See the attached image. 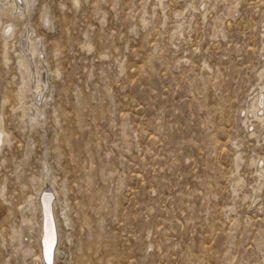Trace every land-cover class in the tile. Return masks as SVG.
<instances>
[{
  "label": "rangeland",
  "instance_id": "obj_1",
  "mask_svg": "<svg viewBox=\"0 0 264 264\" xmlns=\"http://www.w3.org/2000/svg\"><path fill=\"white\" fill-rule=\"evenodd\" d=\"M8 1L0 264H264V0Z\"/></svg>",
  "mask_w": 264,
  "mask_h": 264
},
{
  "label": "bare ground",
  "instance_id": "obj_2",
  "mask_svg": "<svg viewBox=\"0 0 264 264\" xmlns=\"http://www.w3.org/2000/svg\"><path fill=\"white\" fill-rule=\"evenodd\" d=\"M7 1V0H6ZM9 5L12 7V10L15 11V13L19 14L20 19L24 17L23 12L27 9V6L29 4V0H9ZM47 22V21H46ZM14 27L13 25H6L3 29V36L6 37V35H8L9 37H13L14 36ZM29 33L30 30L27 31V34H25L24 36L22 35V40L20 41V45L22 47V53L20 52V65L24 66L25 68H27V66L23 63V60L26 59V55L25 53L29 54L31 53L32 56L37 55L39 56L40 52L37 51L36 49H30V44H31V39L29 38ZM23 38L26 39V41L23 40ZM46 83V82H45ZM40 86H43L44 84L42 82L39 83ZM46 86V85H45ZM262 112L261 116H258L259 112ZM249 113H252L254 115L255 118H257L258 120H261L262 118H264V90L262 89L258 95L253 99L252 104L250 105L249 108ZM5 137L6 134L1 131L0 132V147L4 145L5 143ZM47 189V188H46ZM44 191V190H43ZM49 195L52 196L53 200L48 204V202L46 201L47 197H44L43 201H42V196L43 195ZM40 196V194H39ZM40 200V205L43 208V213H44V220L47 218L46 217V209H47V205L49 206L50 209V215L53 217L54 220V205L53 202H55V197L53 195V193H51L50 191H46V192H42L41 197L39 198ZM57 203V202H56ZM56 205V204H55ZM42 213V214H43ZM48 219V218H47ZM56 219V217H55ZM42 220V219H41ZM44 220H43V236L45 235L44 241H41V245H42V252H41V256L43 257V251H44V257L46 258V261L48 260L50 263L52 262L54 264V260L56 257V254L59 252L58 250V244H59V239H58V227H56V223L54 220V224H55V232H56V236L54 239V242H52L51 240V236H50V224L48 223V221L45 223V227H44ZM43 239V238H42ZM44 257H43V262L45 264L44 261ZM47 264V263H46Z\"/></svg>",
  "mask_w": 264,
  "mask_h": 264
},
{
  "label": "water",
  "instance_id": "obj_3",
  "mask_svg": "<svg viewBox=\"0 0 264 264\" xmlns=\"http://www.w3.org/2000/svg\"><path fill=\"white\" fill-rule=\"evenodd\" d=\"M45 197H47L46 201L48 202V204L53 200L52 196L45 195ZM50 212L51 211L49 209V206L47 205L46 217L48 218V223L50 224L49 232H50L51 240H52V242H54V239H55V236H56V232H55L54 220H53V217L50 215ZM48 264H51V263L48 261Z\"/></svg>",
  "mask_w": 264,
  "mask_h": 264
}]
</instances>
